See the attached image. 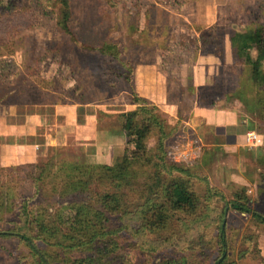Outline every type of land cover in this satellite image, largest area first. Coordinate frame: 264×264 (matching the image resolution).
Masks as SVG:
<instances>
[{
  "label": "rangeland",
  "instance_id": "1",
  "mask_svg": "<svg viewBox=\"0 0 264 264\" xmlns=\"http://www.w3.org/2000/svg\"><path fill=\"white\" fill-rule=\"evenodd\" d=\"M71 3L77 40L59 25V0H0V105L71 103L80 105L82 112L95 102L103 110H125L134 105L128 82L133 79L134 90L161 109L168 133L167 159L198 175L188 178L192 190L206 198L210 185L227 201L245 192L249 206L264 214V85L255 80L252 65L237 55L231 40L236 32L264 25V0ZM105 43L119 46L122 61L101 54L98 48ZM250 52L255 60L256 50ZM197 74L202 84L197 85ZM119 115L101 113L109 119V127L126 139L122 154L117 152L109 165L121 162L126 146L135 148L128 144ZM209 116L217 124H209ZM250 132L261 136L259 146L248 144ZM157 141V131L151 132L146 143L150 153H157ZM51 161L65 160L54 158L39 165ZM30 173L27 165L0 167L1 230L12 228L27 211L46 209L55 214L97 190L93 185L81 194L64 195L58 183L48 180L50 185L45 186L32 180ZM146 178L140 176L136 187L142 188ZM211 203L225 205L216 198ZM228 210V264H264V226L251 214ZM174 226L151 235L159 240L152 252L123 236L121 263L161 264L178 257L181 249L165 243L181 235ZM206 233L209 244L202 261L213 264L219 251L216 227ZM36 243L53 264L67 262L75 254L41 240ZM0 264H38V256L19 238L0 237Z\"/></svg>",
  "mask_w": 264,
  "mask_h": 264
},
{
  "label": "trees",
  "instance_id": "2",
  "mask_svg": "<svg viewBox=\"0 0 264 264\" xmlns=\"http://www.w3.org/2000/svg\"><path fill=\"white\" fill-rule=\"evenodd\" d=\"M59 2L62 6L59 25L73 40H77L72 27L71 0ZM231 40L237 55L252 65L255 80L263 86L264 25L255 30L236 32ZM84 48L94 50L85 45ZM253 48L257 52L255 60L250 52ZM98 50L105 56L122 61L117 44L105 43ZM128 82L137 109L122 113L119 117L128 144L135 148L126 146L118 165L66 160L51 161L44 166L27 165L31 169L29 176L32 180L43 182L45 186L49 184L48 180L58 183L61 194H81L91 190L93 185L97 190L55 214L46 209H42L43 213L42 210L27 211L12 228L0 229V237L19 238L25 242L38 256V264L53 263L38 248L37 240L75 253L70 254L68 261L62 264H122L118 252L123 236H130L141 249L152 252L159 240H153L151 235L157 231L171 230L178 223L174 227L181 230V235L178 239L172 236L165 243L168 240L171 246L181 251L178 257L166 258L161 264H203L202 259L207 255L209 244L206 232L215 226L219 251L213 264H228V208L251 214L255 222L263 226L264 214L249 206V197L245 192L227 201L221 193L217 195L218 192L210 185L206 198L193 191L188 178H197L198 175L182 163L167 159L168 133L160 107L134 90L133 79H128ZM153 131L158 133L156 154L150 153L146 144ZM38 168L43 169L39 175L34 173ZM145 175L147 178L143 187L137 188L136 181ZM213 198L225 201V205L211 203Z\"/></svg>",
  "mask_w": 264,
  "mask_h": 264
},
{
  "label": "crops",
  "instance_id": "3",
  "mask_svg": "<svg viewBox=\"0 0 264 264\" xmlns=\"http://www.w3.org/2000/svg\"><path fill=\"white\" fill-rule=\"evenodd\" d=\"M201 78L198 74L195 77L197 85L202 84ZM25 88L24 94L27 93ZM166 90L168 93L169 89ZM119 105L123 106L114 104ZM79 106L41 102L0 105V167L41 164L54 158L83 164H109L117 152L121 155L126 139L120 131L109 127V119L102 118L101 113L117 115L137 105L108 111L102 109L101 103L93 102L82 112ZM21 109L26 110L22 115ZM207 122L217 124L210 116Z\"/></svg>",
  "mask_w": 264,
  "mask_h": 264
},
{
  "label": "built area",
  "instance_id": "4",
  "mask_svg": "<svg viewBox=\"0 0 264 264\" xmlns=\"http://www.w3.org/2000/svg\"><path fill=\"white\" fill-rule=\"evenodd\" d=\"M248 144L252 145V146H259V144L262 143V138L260 135H258L256 132H250L248 134Z\"/></svg>",
  "mask_w": 264,
  "mask_h": 264
}]
</instances>
